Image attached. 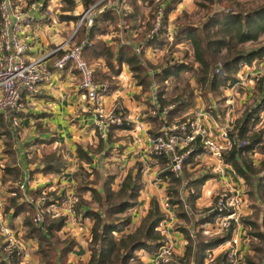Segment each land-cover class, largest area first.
Instances as JSON below:
<instances>
[{
    "label": "trees",
    "instance_id": "trees-1",
    "mask_svg": "<svg viewBox=\"0 0 264 264\" xmlns=\"http://www.w3.org/2000/svg\"><path fill=\"white\" fill-rule=\"evenodd\" d=\"M28 1L30 0H26ZM61 1L66 3L67 8H63L66 10L71 9L75 4V0ZM78 1L84 8L95 0ZM126 2L130 9L116 11L106 7L96 12L90 25L80 24L75 29L73 39L75 42L85 40L80 55L87 62L94 63L93 79L96 82H107L106 93L116 87V77L121 72L122 65L133 78L134 84L140 87V91H151L152 98L147 97L144 100V119L152 125L147 131L148 135L157 134L156 130L161 124H171L180 111L192 104L195 95L207 97L210 92L222 93L223 88L237 79L236 71L241 63H249L252 59L264 56V40H259V37L264 35V3L237 7L233 5L234 0H195V4L208 13L199 25L188 21L187 12L184 10L176 14L170 22L168 21V13L178 0H166L164 4H161L162 0H126ZM138 3L148 7L146 15L141 11L138 12ZM158 8L161 9L158 29L145 36ZM64 16L75 21L78 14ZM115 20L122 24L113 28L115 33L109 41H106L101 34L107 32L106 25ZM183 40L187 41L191 49L189 61L184 60L182 56L177 59H165L159 65V69L151 71L152 64L147 62L144 53L146 47L170 49ZM139 43L141 48L136 51L135 46ZM60 52L62 50L57 51L55 55ZM217 60L220 62V71L210 68ZM183 71H192L194 86L186 78L179 76ZM171 80L172 83H168ZM204 83L205 89L199 92L198 87ZM216 100L219 101L217 104L206 107V110L213 115L216 110L219 111L220 108L223 110L220 103H223L224 95ZM250 101L251 104L245 108L242 116L233 121L230 131L231 134L235 133L238 138L244 139L245 143L222 152L220 162L228 165L242 180L245 194L252 202L251 208L257 212L255 219L242 217L246 229L245 237L249 238L244 264H264V127L253 129L259 121V113L264 111V72L254 83ZM182 120L184 119L178 121ZM129 128L126 123L119 127H111L106 141L96 139L98 141L94 148L87 147L88 153L84 151L82 145H75L79 175L74 189L75 214L77 222L82 223L85 219L91 221L86 241V249L89 253L87 261H67V254L72 250L75 241L69 235H61L63 217H45L42 227H35L31 222L33 207L25 201H17L16 198H20L18 189H15L13 196L8 197L4 212L11 209L13 216L22 215L24 232L21 238L35 241L33 252L37 256L38 264H146L141 255H150L162 243L163 237L156 227L164 214L159 210L154 197L149 199L148 206L137 223L135 225L131 223L129 210L134 206L142 185L140 162L135 163L133 172L128 170L125 173L115 189H111L115 175L110 171L101 173L100 165H92V154H97L101 159L108 156L110 142L114 140L111 138L112 131ZM0 134L4 137L3 152L12 156L13 141L1 121ZM34 141L40 142L38 139ZM202 150L196 142V146L182 163L178 176H173L169 172L170 162L167 158L157 157V165L160 169L158 176H163L166 180V198L174 209L181 210L180 213L174 212L177 219H186L188 213L185 207L189 206L192 211L195 210L194 201L199 197V188L209 176L208 173H203L192 178L188 177L186 171L195 166L194 156ZM256 156L258 158L255 159ZM39 161L42 164L40 170L43 174L59 173L64 169L66 162L55 150L43 152ZM11 164L12 162L4 164L2 182L8 179L14 182L18 179L19 170ZM90 175L95 179H88ZM182 189L187 192L183 198L180 196ZM29 192L35 196L40 190ZM211 201L213 204L214 198ZM212 204L205 207L201 215L190 224L193 232L213 222L215 212H208ZM176 228L182 232L185 242L183 252L180 255H173L165 264H226V254L222 250L215 253L206 263L204 257L208 252L220 248L231 239L232 227L203 239L197 238V235H190L188 229L182 225L178 227L177 224ZM5 244L0 240V264H18L17 248L7 252L3 250ZM138 251L141 254H138Z\"/></svg>",
    "mask_w": 264,
    "mask_h": 264
},
{
    "label": "built area",
    "instance_id": "built-area-1",
    "mask_svg": "<svg viewBox=\"0 0 264 264\" xmlns=\"http://www.w3.org/2000/svg\"><path fill=\"white\" fill-rule=\"evenodd\" d=\"M42 0H0V121L5 125L13 144L20 136L19 120L24 112L25 101L37 91L39 83L49 77L50 68L60 69L66 64H70L76 69L79 78V88L82 90L84 99L87 101L88 110L92 113L93 119L91 128L96 139L106 140L107 133L111 127H119L123 123L141 129L140 122L135 121L136 115L128 113L124 105L114 99L107 105L103 103V97L107 94V82H96L92 76V68L86 60L80 55L84 39L63 49L62 43L55 45L49 52H56L60 49L62 52L55 56L51 64H47L44 55L28 57L29 42L25 38L24 27H26L32 15L30 9L37 6ZM125 0H95L88 6L81 8L78 17L75 20V27L80 25L88 26L93 20L96 12L111 7L120 11ZM23 5H21V3ZM161 9L158 8L151 20L150 27L146 30L145 36H149L158 29ZM141 44L135 46L138 51ZM146 49V48H145ZM214 71H220V63L214 64ZM264 72V56L252 59L249 63H241L236 71L237 79L229 85V91L224 93L223 116L209 113L204 102H192L190 116L182 121L172 122L169 125L161 124L156 130L154 136H145V146L142 149L144 154L141 162L142 170L146 168V160L152 164H157V157H165L169 160V172L173 176H178L181 166L187 156L196 146V142L203 149L195 154L196 161L203 160L206 157H212L218 162L217 172L225 180L224 166L220 162L222 152L231 147H239L245 143L244 139L237 137L232 131L233 111L235 104L240 101L236 97L249 94L252 85ZM242 89V90H241ZM241 91V92H238ZM237 93H241L238 95ZM236 101V102H235ZM264 116V111L259 113V117ZM263 127V126H262ZM2 139L0 134V160L2 157ZM148 157V158H147ZM147 158V159H146ZM218 174V175H219ZM33 178L25 170L19 179L15 180L9 190L10 195L15 194L18 189L20 198L17 200L25 201L33 207L31 222L35 227L41 228L45 217H63L67 231H72L78 226L75 209H74V188L70 186L62 193H49L41 191L38 195H32L29 191V184ZM158 183V180L155 179ZM1 191V184H0ZM185 192L182 195H186ZM214 198L212 207L208 212L214 211L215 217L209 224V228L215 232H220L228 227H232V237L225 242L220 248L226 254V264H244L245 251L238 246V232L243 230L242 216L244 215V196L242 192L229 184L225 183L222 188L216 190L212 195ZM159 207L163 211L164 217L158 223L156 229L163 237L162 243L157 249L148 256L146 264H165L171 260L174 252V243L167 234L165 227L174 222V208L168 202L166 195L159 199ZM0 239L6 244L3 250L9 252L17 248V254L21 250L16 246L14 239L11 237L8 228L0 222ZM32 245L35 241L31 239ZM172 256V257H171ZM212 251L204 257V262L211 260ZM192 264V263H187Z\"/></svg>",
    "mask_w": 264,
    "mask_h": 264
},
{
    "label": "crops",
    "instance_id": "crops-1",
    "mask_svg": "<svg viewBox=\"0 0 264 264\" xmlns=\"http://www.w3.org/2000/svg\"><path fill=\"white\" fill-rule=\"evenodd\" d=\"M18 1L20 0H17V2ZM46 2L47 0L44 2L42 0V4L39 8L36 6L30 9L32 19L30 23L24 27L23 34L29 42L28 57L31 58L44 55V60L49 65L57 53V51L49 52L55 45L62 43V47L65 49L74 42L72 31L75 27V21L64 15L78 14L81 10V5L78 0H75V4L71 9H60L51 13L48 10L49 5L46 4ZM50 4H52V2H50ZM114 33L115 31L108 30L101 34V37L109 41ZM91 64V66L94 65L93 62ZM50 69L51 73L49 77L41 81L34 95L25 101L24 112L21 114L19 120L20 136L18 140L15 141V144H12V156H8L3 152L4 137L2 139L3 158L0 160V222L8 228L16 246L21 250L18 264H35L38 260L35 254H33L29 260L27 259L28 257H25L28 251L34 253L35 246L32 245L31 239L21 238L24 232L22 215L13 216L11 209L4 212V206L8 197L13 196L9 193V185L12 184L13 181L10 179L4 182L1 181L4 164L12 162L11 165L18 168V179L25 170L31 174L33 180L29 184L30 191L40 190V192L62 193L70 186L75 189L77 184L76 180L79 179V175L77 174L78 159L75 157L74 152L75 145H82L84 151L88 153L87 147L90 146L94 148L98 141L95 139L91 128L93 116L90 110H88L87 101L84 99L82 90L79 88V78L76 69L70 64H66L60 69ZM103 69L106 70L105 67H103ZM124 83H128L130 86L124 87ZM136 91H139V93L144 91L145 93L148 92V90L140 91V87L134 84L133 78L128 74L126 67L122 65L121 72L116 77V87L107 93L102 100L104 105H107L114 99L118 100L124 105L129 114L132 112V115H136L135 121L140 122L142 125L141 129L130 127L126 130H113L111 138L114 140L110 142L109 146V153H112V151L118 153L116 155L118 158L114 159L113 174L115 176L111 183V189H115L118 181L125 173L128 170H132L133 172L135 163L140 162V180L142 185L139 189L134 206L129 210L131 223L134 225L146 210L149 197L155 198L159 210L163 213L159 207V199L165 194L166 187L165 178L163 176H158L160 172L158 165L152 164L151 161L147 159L148 157L145 162L146 168L142 170L141 162L145 159L142 149L145 146V136L148 134L147 131L152 128V125L144 119L145 101L144 105L142 103L136 110L133 108L134 104L132 103V97L130 95ZM216 114L217 113L214 115ZM220 114L223 115V112H220ZM220 114L217 115L220 116ZM35 139H38L40 142H35ZM51 150H55L62 155L66 161L65 167L59 173L43 174L40 170L42 164L39 159L43 152ZM108 156L101 159L97 154L91 155L93 160L92 165H100L99 170L101 173L109 172L105 171L103 168L104 161L107 160ZM256 158H258V156H256L255 159ZM198 162L199 160L196 161L195 165L203 163L205 167L208 166L207 169L209 170V172H201L200 175L208 173L209 176L199 188V197L194 201L195 208H198V204L205 201L207 202L209 197L216 190L222 188L225 183L242 191V180L233 173L228 165L223 167L226 176V179L223 180L222 176L217 172L218 162L215 159L206 157L203 161L201 160V163ZM155 171H158L156 175ZM197 176L198 175H193L191 177L194 178ZM156 178L160 180L158 183L155 182ZM50 190L53 191L51 192ZM98 191L100 190L98 189ZM185 192L186 190L183 189L182 193L184 194ZM245 209L244 207V212L246 213L248 210L246 211ZM174 219V224H171L173 226L169 225L165 227V230L174 243L175 254L180 255L183 252L185 242L182 232L176 228V223H179L177 221L178 219L176 216ZM90 222V220L85 219L84 222H79L78 226L72 231H67L66 227L61 228L60 233L62 236L69 235L75 241L72 250L67 254V261H87L89 253L86 249V241ZM179 226L181 225L178 224V227ZM182 226L188 229L190 235H194L193 233L196 232V230L194 232L191 230L192 227L190 225ZM202 228L206 230L210 229L207 224L203 225ZM24 245L27 246L24 247ZM28 246L31 250H28ZM238 246L244 249L242 245ZM218 250L219 249L213 250L212 254L215 255ZM148 256L149 255H146L142 259L146 262ZM141 257H143V255H141Z\"/></svg>",
    "mask_w": 264,
    "mask_h": 264
},
{
    "label": "rangeland",
    "instance_id": "rangeland-1",
    "mask_svg": "<svg viewBox=\"0 0 264 264\" xmlns=\"http://www.w3.org/2000/svg\"><path fill=\"white\" fill-rule=\"evenodd\" d=\"M22 1H24V0H22ZM50 2H52V4H50ZM164 3H166V0H162L161 4H164ZM261 3H264V0H234L233 5L234 6H237V7H243V6H253V5L261 4ZM23 4L21 3V5H23ZM46 4L49 5L48 10L51 13H54L56 10L58 11L60 9L67 8L66 3H64L61 0H49V1L47 0ZM40 5H41V1L39 3H37V7L39 8ZM214 6H216V5H214ZM137 8L139 9L138 12L141 11L144 15H146V13L149 10L148 7L147 8L144 7L141 3L138 5ZM125 9H130V7L128 6L126 0L123 2V5H122L120 11L125 10ZM182 10H184V11L187 12V19H189L188 21H192L194 24H199V25L202 22V20L206 17V15L208 14V13H206V10L204 8L199 7L197 4H195V0H178V2L174 5V8H172V10L169 11V13H168V16H167L168 17L167 18L168 21L170 22L172 20V18L176 14L180 13ZM121 24L122 23L120 21L115 20V21L109 22V24L106 25V29H108L110 31H115L113 28L116 25L117 26L118 25L120 26ZM169 37L170 36H168V38ZM259 40H264V35L260 36L259 37ZM74 42H75V40H74ZM74 42L71 45L75 44ZM144 53L147 56V62H150L152 64V66H151L150 69H151V71H153L154 69L155 70L156 69H159V65L161 63H163V61L165 59L166 60H168L169 58L170 59H172V58L173 59H177L178 57H181L182 56L184 58V60L189 61L190 60L191 49H190V46L187 43V41L186 40H183V41H181V42L176 43L175 45H173L170 49H168L166 47H164L163 49H161V48H150V47H146ZM164 57H166V58H164ZM217 61L215 63H217ZM215 63L212 64V66L210 67L211 69L214 68V64ZM218 63H220V62L218 61ZM87 64H89L90 66L92 65L90 62H87ZM179 76L186 78V80L188 82H190V84L192 86H194L192 71H183ZM170 82L172 83V80L171 81H168V83H170ZM204 85H205V83L202 84L201 87H198L199 88L198 89L199 92H202L205 89L204 88ZM129 86L130 85L128 83H124V87H129ZM205 87H206V85H205ZM228 87L229 86H226L225 88H223L222 93L210 92V95H207V97H204L203 95L201 96L200 94H197V95L194 96V98H193L192 101L196 103V102H199V101L202 100L204 102L203 105L205 106V108L207 106H209L210 104H217V102H219V101H217L216 99H219L221 96L224 95V93L228 92L229 91ZM253 88H254V84L252 85V89H251V92L249 94L247 93V94L241 95V93L240 94L237 93L238 95H241V96L240 97H236V100H239L240 98L241 99L238 102V104L237 103L235 104V110L233 111V120L231 122L232 125H233V121L236 118L242 116V113L245 110V108L248 105L251 104V101L252 100L250 102H249V100L253 96ZM238 92H241V91H238ZM130 96L132 97V103L134 104V107H133L134 110H136V108H139V105H142V103L144 105V100L147 99L146 96L149 97V98H152L151 91L150 90H148L147 93H145V91L144 92H140V93H139V91H136L135 93H132V95H130ZM220 104L223 105V103H220ZM190 111H191V107L190 106L188 108H185V110L180 111L175 116V118L173 119L172 122H177L180 119L189 118L190 115H191L190 114ZM223 111L224 110H221V108H220V110L219 111L216 110L215 113L220 114V112H223ZM131 114H133V113L131 112ZM222 116L223 115L220 114V117H222ZM260 126L261 127L262 126L264 127V116H260L259 117V121H258L257 125L254 126L253 129H255L256 127H260ZM117 154L118 153L116 151H112V153H109L108 154L109 156H108L107 160L104 161V166H103V168H104L105 171H110V172L112 171V173H113V171H114V167H113L114 166V159L115 158H118L116 156ZM198 163H201V160H199ZM207 168H208V166L205 167V165H203V163H202L200 165H195L192 169H186V171H187V174L189 175L188 177H191L193 175H200V173L201 172H204V171H206V172L208 171L209 172V170ZM156 173H158V171H155V175H156ZM91 178H92V176H89L88 177V179H91ZM93 179H95V177L92 178L91 180H93ZM158 181H160V180L158 179ZM182 190L180 192L181 198H183L185 196V195H182L183 194L182 193ZM241 192H242V195L244 196L243 205L246 208L245 210L246 211L248 210L246 213L244 212V215L242 217H249V218L255 219L257 217V212L255 211V209L251 208V206H252L251 203L252 202L249 200L248 196L245 194V189L244 188L242 189ZM150 198L151 197H149V199ZM149 199H148V201H149ZM211 200H212V198L210 196L209 197V200L207 202L205 201V202H202V203L198 204L197 205L198 208H195L194 211H192L189 206H188V208L185 207V211H186V213H188L186 215V219H184V218H178L177 221L179 223H177V224L184 225V226L185 225L192 224L193 223V220L196 219L198 216L201 215L203 209H205V207H207V206H209V205L212 204V201ZM184 203H185V201H184ZM181 209H182V207H181ZM174 210H175L174 211L175 213H177V212L180 213V211H181L180 208H177V209H174ZM183 210H184V208H183ZM173 224H174V222H173ZM169 225L170 226H173V225H171V223ZM245 231H246V229H245V227H243V230L238 232L237 242H239L238 245H242L244 247L243 250L246 253L247 252V248H248L249 238L245 237V234H246ZM218 233L219 232H215L212 229L206 230L204 228H201V230H196V233H193V234L194 235H197L196 236L197 238L203 239V238H206V237H208L210 235H214V234H218ZM0 240L3 241L2 239H0ZM26 246L27 245H24V247H26ZM28 250H31L29 248V246H28ZM137 253L138 254H141V252H139V251ZM33 254L34 253H31V251H28V252H26L25 257H28L27 259L29 260L30 257L33 256ZM141 258H144V256L141 257ZM35 264H38V262L35 263Z\"/></svg>",
    "mask_w": 264,
    "mask_h": 264
}]
</instances>
